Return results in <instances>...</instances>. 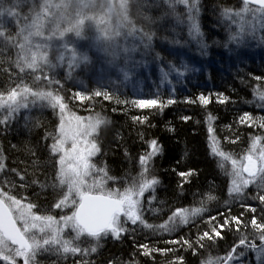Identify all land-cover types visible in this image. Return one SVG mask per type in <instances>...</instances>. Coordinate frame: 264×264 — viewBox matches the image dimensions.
<instances>
[{
    "label": "snow or ice",
    "instance_id": "snow-or-ice-1",
    "mask_svg": "<svg viewBox=\"0 0 264 264\" xmlns=\"http://www.w3.org/2000/svg\"><path fill=\"white\" fill-rule=\"evenodd\" d=\"M168 14L176 18L179 23L186 22L189 36L201 44L203 49L208 45L202 43L204 33L200 23L202 0H163ZM0 76H5L4 86L0 87V126L7 130L17 122L22 110L30 112L31 108L39 106L41 109H50L56 117L52 130L37 118L24 116L25 128H44L40 137L43 141L47 158L42 160L36 148L24 145V151L31 158L30 165L23 169L9 166L5 149L0 147V264H40L41 254H54L61 259L69 255L79 257L74 264H94L89 257L97 253L101 246L100 241L105 238L120 240L123 235L134 233L139 227L141 230L159 235H171L181 226L189 225L193 218L201 217L208 212L204 207L206 201L218 199L213 195V184H209L207 191L193 193L200 195L199 206L175 207L170 209L171 214L159 224L149 223L145 215L144 204H148V211L159 213L154 207L158 199L157 187L161 184L159 178L151 175L153 162L162 152V146L156 139L148 141V151L139 155L140 172L132 178H125L124 187H117L104 195H92L93 190H99L107 181L118 182V178L109 174L106 163L101 166L93 162V157L99 159L103 154L101 133L111 122L101 112H92L89 117H81L73 111V106L79 102L81 106H89L90 111L97 103V98L114 105H128L137 109H159L176 103L169 98L166 102L159 97L152 99H121L119 95L103 86L91 92L71 90L65 94V85L56 77L53 70L60 67L65 59L69 66L77 64L87 65L89 55L77 51L76 42L67 39L74 34L76 40L86 39V31L95 28L98 33L96 39L106 42L108 50L118 57L121 50L125 54L136 52L137 47L145 50L152 48L155 33L148 30L143 23L138 24L132 16V9L151 7L149 0H42L41 3H29V0H0ZM28 7V13L21 14V7ZM106 7L109 19L98 20L88 13L96 7ZM183 9V15L180 12ZM119 16V21L111 19L112 14ZM220 18L229 25L228 44L240 46L246 37L256 38L264 43V0H240L237 7L233 5L220 6ZM14 25V31L5 27L4 18ZM147 24L155 21L151 16H143ZM234 28V30H233ZM39 38V40H34ZM129 38L132 46H128ZM62 42L56 61L50 58L49 49L52 40ZM43 41V42H40ZM8 49H16L15 59L4 56ZM159 57V54H157ZM128 62L126 55V63ZM139 64V61H135ZM133 69H121L124 79L129 78ZM189 71L187 64L180 67L169 65V70L161 69L162 80L169 79L175 73L177 79L184 77ZM255 81L252 88L257 108L264 109V74L253 75ZM217 103L226 104L230 101L224 93H216ZM202 106L210 103L209 96L200 94L197 97ZM187 103H195L186 99ZM117 111L116 107L112 108ZM133 121L141 125L147 123V116H133ZM187 122L190 117L182 116ZM216 118L206 117L208 122L209 154L216 159L217 167L227 177V193L230 198L245 200L247 192L255 189L250 199L258 201L259 207L241 204L245 212L251 213L250 221H242L240 216L230 213H218L223 218L221 223L217 216L208 215L205 221L207 230L199 232L195 243L190 237L180 236L178 239H165V245H179L180 248L191 250L193 255H199L198 248H206L223 239L225 229L231 231L235 224V231L240 234L238 242L234 244L225 256H209L202 259L200 264H232L239 249H251L258 253V264H264V134L251 135L246 152L242 155L226 152L217 136L211 121ZM238 125L249 128L264 129V116H253L245 111L239 116ZM231 131V126H227ZM173 129H170L172 131ZM239 134L235 138L225 136L224 141L235 144L239 141ZM17 150L18 145H11ZM16 161H13L15 164ZM230 164V168L227 165ZM50 173L44 174L41 180L36 169L48 168ZM32 168L29 173L28 168ZM180 177L177 188L181 195L185 192V185L192 183V178L198 175L194 168L187 171H176ZM31 176V179H29ZM39 189L37 197L51 190L53 203L50 208L40 211V205L33 202L28 196H19L18 191H27L29 188ZM251 186V188H250ZM145 193H149L145 201ZM164 204V201H160ZM227 203V201L225 202ZM71 209V214L66 209ZM58 212V215L53 212ZM257 213H259L257 215ZM249 224L252 228V239L246 232ZM131 226V227H130ZM70 229V232L67 230ZM258 238L260 245L254 242ZM143 249L142 255L150 256L153 253H176L175 247L160 248L146 243L139 245ZM243 255V252L239 253ZM109 264H112L110 261ZM169 264H185L183 256L176 255Z\"/></svg>",
    "mask_w": 264,
    "mask_h": 264
},
{
    "label": "trees",
    "instance_id": "trees-1",
    "mask_svg": "<svg viewBox=\"0 0 264 264\" xmlns=\"http://www.w3.org/2000/svg\"><path fill=\"white\" fill-rule=\"evenodd\" d=\"M151 7L132 9V16L138 24H145L148 30L155 33L152 48L145 50L141 62L131 65L122 61L119 68L133 69L129 73V78L124 79V75H118V72L108 71L102 64L87 65L67 76L60 68H55L53 73L61 79L65 85V94H70L69 89L83 90L91 92L98 87L110 89L113 93L120 96L121 99H152L159 97L163 101L169 98L176 100V103L165 107L162 111L159 109H137L128 105L117 106L102 98H97V103L93 109L89 106H81L76 102L75 107L81 112H101L103 107L104 115L111 122L105 126L101 133V143L103 145V154L97 158L93 157V162L103 166L105 163L109 169V174L118 178L114 183L109 180L113 186H120L125 178L137 169L139 155L148 151V141L156 139L162 146V152L154 158L153 172L161 181L157 187L158 199L154 202V207L160 209V212L153 213L148 211V204L145 202V215L149 223L159 224L166 220L171 214L170 209L175 207L199 206L200 195L193 196V193H203L208 190L209 184H213V195L218 199L206 201L204 207L208 212L196 217L189 225L181 226L171 235L165 233L161 238L159 235L141 230L137 227L134 233L125 234L120 240L105 238L100 241L101 246L97 253L92 254L91 259L94 264H169L178 254L183 256L185 264H197L206 250L219 252L223 254L230 251L232 246L238 242V234L235 231V224L232 230L227 229L223 232V239H218L216 243L206 248H198L199 255H193L191 250L180 248L179 245H165V239H178L180 236L190 237L195 243L198 229L199 232L207 230L205 221L208 215L217 216L218 213H230L240 216L242 221H250L252 214L245 212L241 204L259 207V202L250 199L255 194V189L247 192L245 200H236L230 198L227 193V177L217 167V161L209 154L208 146V122L206 117L212 115L216 119L211 121L220 139L223 150L235 154H243L249 147V137L253 134H264V129L258 127L249 128L245 125H238L236 121L243 112L247 111L253 116H264V109L256 107L258 101L254 100L252 88L255 81L251 79L253 75L264 74V51L252 55L233 56L230 46L225 47L224 31L225 24L220 18V6L237 7L240 0H202V14L200 23L204 33V43L208 45L204 51L196 50L193 45L189 47L191 37L189 31L183 23H179L175 17H162L157 12L158 4L149 0ZM148 15L155 21L147 24L143 16ZM5 27L14 31V25L4 19ZM140 47V46H139ZM264 49V43H263ZM137 53H140L138 51ZM16 49H8L3 53L4 56H11L15 59ZM159 54V57L157 56ZM124 57V56H121ZM185 59V60H184ZM184 60V61H183ZM181 64H187L189 71L184 77L177 79L175 73L169 77L171 83L162 80L161 69L169 70V65L180 67ZM6 77L0 76V87L4 86ZM216 93H224L230 98L226 104L217 103ZM200 94L209 96L210 103L202 106L197 100ZM186 99L193 100L195 103H187ZM117 111L113 112L112 108ZM30 115L33 120L39 118L48 130H52V125L56 120L50 109H41L39 106L31 108L30 112L22 110L17 122H14L10 128L4 130L0 126V147L5 149L8 159L6 163L9 166L23 169L30 165L31 158L24 151L25 143L37 149L41 159L47 158L43 141L40 137L44 133V128H32L29 131L25 128L24 116ZM133 116H147V123L141 125L135 123ZM182 116H188L190 119L185 122ZM227 126H231L229 131ZM170 129H173L170 131ZM239 134V141L235 144L224 141L225 136L235 138ZM18 145V149H12L11 145ZM13 161H16L13 164ZM187 171L189 168L197 170L198 175L192 178V183L185 185V192L180 194L177 184L180 177L173 172ZM29 173L32 168H28ZM37 175L41 180L44 174L50 173L51 168L36 169ZM3 177L0 176V180ZM31 179V176H29ZM35 192L38 188L33 186L27 191L19 190V196H28L33 202L40 205V211L50 208L53 203V194L51 190L37 197ZM160 201H164L161 204ZM227 201V203H225ZM66 211V210H65ZM67 212V211H66ZM58 215V212H53ZM259 213H257L258 215ZM222 223L223 218L217 216ZM131 227V226H130ZM246 232L249 239H252V228L249 224ZM255 242V241H254ZM146 243L160 248L175 247L176 253L160 254L153 253L150 256L142 255L143 249L139 245ZM79 257L68 256L67 259H61L54 254L46 253L39 256L40 264H74ZM22 264V261L20 262Z\"/></svg>",
    "mask_w": 264,
    "mask_h": 264
},
{
    "label": "rangeland",
    "instance_id": "rangeland-1",
    "mask_svg": "<svg viewBox=\"0 0 264 264\" xmlns=\"http://www.w3.org/2000/svg\"><path fill=\"white\" fill-rule=\"evenodd\" d=\"M153 1L158 4L157 12L160 13V18H161V16L162 17H166V18L174 17L171 14H168L169 10L167 9L166 4L163 3V0H153ZM32 2H33V0H29V3H32ZM41 2H42V0H35V3H37V4H39ZM102 2H103V0H98V3H102ZM0 7H2V6H0ZM18 11H20L22 15L26 14V13H28V7H26V6L21 7V8L18 9ZM180 12L183 15L184 10L180 9ZM88 14L89 15H94L98 20H102V21H105V20L109 19V15H108V11H107L106 7L102 8V7L98 6L95 9L91 10ZM4 19H7V18L5 17ZM111 19L114 22H118L120 18H119L118 15L113 13L112 16H111ZM184 19H185V22L183 24L187 27V30H188L186 17ZM224 24H225V31H224L223 37H224V42L226 44L227 39H228L229 25L225 21H224ZM233 30H234V28H233ZM85 35H86V39H82V40H78L77 41L75 36H74V34H69L67 39L70 40V41H75L76 42V47H77V51L78 52L87 53L89 55L90 62L87 65L102 64V66L107 68L108 71L118 72V75L121 74V71L119 70V68H120V66L122 64V61L124 60L125 63H126V55H127V59H128L127 64L131 65L135 61L141 62L142 57L144 56V53H145V49L142 46L139 47V45L137 47V51L136 52H132V53H128V54L123 53L122 48H123V43L124 42H123V40H121V42H120L121 43V50H120V53H119L118 57H116V56H114L112 51L108 50V45H107L106 42L98 41L96 39L98 33L96 32L94 27L92 29H90V30H87ZM260 35H261V33L258 31L257 32V36H256L255 39H253L251 37H246L245 38V42L243 44H241L240 46H237L236 44H228V46H230L228 48H231V53L234 54L233 56H244L245 54L252 55V54H255V53H258V52L263 53V51H264L263 43H261L259 41V36ZM34 40H39V38H34ZM190 41L191 42H189L190 43L189 47H191V45H193V47L196 50L204 51V49L202 48L201 44L197 43V41L195 39L191 38ZM40 42H43V41H40ZM50 43H51V48L48 50L49 51V55H50V58L53 60V62H55L56 61V57L59 55V51L58 50H59L62 42L59 41V40L54 39ZM132 43L133 42H132L131 38H129L128 46L131 47ZM202 43H204V37H203ZM138 51H140V53H137ZM134 54H141L142 57H140V55L139 56H134ZM121 56H124V57H121ZM87 65H84V64L81 63V64H77V65H74V66L70 67L69 63H68V60L65 59L63 61V63L61 64V66L57 67V68L62 69L63 73L65 75L71 77L72 73L74 71H77V70H79L82 67L85 68ZM136 65H138V64H136ZM119 76H122V74L119 75ZM173 76H176V75H173ZM73 111L76 113V115H79V116L85 117V118L89 117V115L92 114V113L89 114L88 112H81L80 109L77 108V106L76 107L73 106ZM239 155L240 154H238V156ZM227 167L230 168V164L227 165ZM139 172H140V167H139V161H138L137 169L132 174L130 173L127 176V178L130 179L132 177H135V176L138 175ZM117 187H120L121 190H122L123 187H124V182L121 183L120 186H118V185L117 186H115V185L112 186L109 183V181H107L99 190H93V192L100 193V194H103V193L106 194L109 191L115 190ZM148 195H149V193H145V201H146ZM236 200H239V199H236ZM144 206H145V204H144ZM66 211H67L66 212L67 214H69V215L71 214V209L70 208L66 209ZM194 219L195 218H193L190 222H192ZM67 231L70 232V229L67 230ZM255 243L257 244V246L260 245V241H259L258 238L255 239ZM227 252L228 251H225L223 254H220L219 252H215V251L211 252V251L206 250V252H204V255L202 256L203 258H201V260L207 258L209 256V254H211L214 257L215 256L223 257V256H225V254ZM240 252H243V255H240L239 254ZM257 256H258V253L255 252V251H252L251 249H239L237 254H236V258L233 260L232 264H258ZM201 260L197 264H200Z\"/></svg>",
    "mask_w": 264,
    "mask_h": 264
},
{
    "label": "water",
    "instance_id": "water-1",
    "mask_svg": "<svg viewBox=\"0 0 264 264\" xmlns=\"http://www.w3.org/2000/svg\"><path fill=\"white\" fill-rule=\"evenodd\" d=\"M92 195H103V194H93V193H91Z\"/></svg>",
    "mask_w": 264,
    "mask_h": 264
}]
</instances>
